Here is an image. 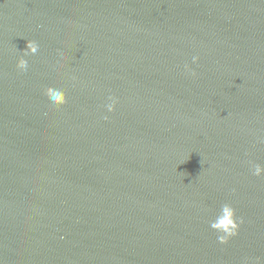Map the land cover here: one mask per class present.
<instances>
[{
	"label": "water",
	"instance_id": "1",
	"mask_svg": "<svg viewBox=\"0 0 264 264\" xmlns=\"http://www.w3.org/2000/svg\"><path fill=\"white\" fill-rule=\"evenodd\" d=\"M249 161L264 0H0V264H264ZM225 202L244 222L221 244Z\"/></svg>",
	"mask_w": 264,
	"mask_h": 264
},
{
	"label": "clouds",
	"instance_id": "2",
	"mask_svg": "<svg viewBox=\"0 0 264 264\" xmlns=\"http://www.w3.org/2000/svg\"><path fill=\"white\" fill-rule=\"evenodd\" d=\"M39 49V44L35 40H27L26 47L23 54L20 55L16 61V67L20 71H26L28 68V61L25 59L29 54H36ZM199 60V56H192V62L196 63ZM185 71L189 72L192 76L196 75V72L190 68L188 64L184 65ZM51 94V98L55 101L57 107L62 106L67 103V95L63 89L52 90L48 89ZM109 103L105 105L108 112L115 111L116 104L118 103V98L109 95L107 97ZM103 119H108L105 115ZM251 168V174L257 177L264 176V165L259 163H253L249 161ZM243 218L237 216L236 209L231 203L225 202L220 205L215 218L209 222L211 229L215 230L218 235L217 239L219 243L226 244L231 237L238 235L240 225L243 223Z\"/></svg>",
	"mask_w": 264,
	"mask_h": 264
}]
</instances>
